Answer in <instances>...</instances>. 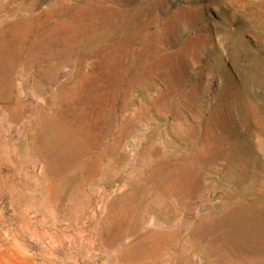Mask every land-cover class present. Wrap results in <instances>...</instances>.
<instances>
[{"label": "rangeland", "instance_id": "1", "mask_svg": "<svg viewBox=\"0 0 264 264\" xmlns=\"http://www.w3.org/2000/svg\"><path fill=\"white\" fill-rule=\"evenodd\" d=\"M247 211L264 0H0V264H264Z\"/></svg>", "mask_w": 264, "mask_h": 264}, {"label": "bare ground", "instance_id": "2", "mask_svg": "<svg viewBox=\"0 0 264 264\" xmlns=\"http://www.w3.org/2000/svg\"><path fill=\"white\" fill-rule=\"evenodd\" d=\"M122 134V133H121ZM121 134H120V136H121ZM118 137V136H117ZM123 138V137H122ZM117 139V138H116ZM121 140V139H120ZM57 143V142H56ZM115 143H116V141H115ZM63 144V143H62ZM107 144H109V142L107 143ZM121 144V143H120ZM110 145V144H109ZM109 145L108 146H106L107 147V149H108V147H109ZM114 145V144H113ZM62 146V145H61ZM115 146H116V144H115ZM106 147L104 148V150L106 149ZM113 147V146H112ZM115 148V147H114ZM119 148V147H118ZM112 149L113 148H111L110 150H111V152H113L112 151ZM84 152V151H83ZM102 152H104L103 150H102ZM110 152V151H109ZM117 152V151H116ZM107 153V152H106ZM102 154V153H101ZM105 153H103V155H104ZM108 154V153H107ZM86 155V154H85ZM78 156V155H77ZM75 159V158H74ZM70 161H72V160H70ZM69 160H68V162H70ZM74 161V160H73ZM74 164H75V162H73ZM72 164V163H71ZM214 164H216V163H214ZM214 164H212V165H214ZM68 165V164H67ZM217 165V164H216ZM75 166V165H74ZM215 166V165H214ZM215 168V167H214ZM205 171V170H204ZM204 173H206V172H204ZM212 173H213V171H212ZM223 173V172H222ZM231 173V172H230ZM218 174H220V173H218ZM207 175V174H206ZM209 176H211V175H209ZM179 177V176H178ZM222 177V176H221ZM180 178V177H179ZM176 179V178H175ZM221 179H223V178H221ZM181 181H182V179H181ZM223 181V180H222ZM179 182V181H178ZM177 183V182H176ZM142 185V184H141ZM140 185V186H141ZM145 187V186H144ZM136 188H138V187H136ZM140 188V187H139ZM138 188V189H139ZM146 188V187H145ZM168 188V187H167ZM226 188V187H225ZM249 188V187H248ZM141 189H142V187H141ZM149 189V188H148ZM229 189V188H228ZM168 190H169V188H168ZM167 190V191H168ZM171 190V189H170ZM247 191L249 190V189H246ZM143 191V190H142ZM140 192H141V190H140ZM139 192V193H140ZM155 192V191H154ZM161 192H162V189H161ZM223 192V191H222ZM229 192V191H228ZM131 193H133V191L131 192ZM164 192H162V194H163ZM145 194V193H144ZM141 195V194H140ZM147 195V194H146ZM156 195H157V193H156ZM159 195V194H158ZM236 195H238V194H236ZM139 196V195H138ZM137 196V197H138ZM233 196H235V195H233ZM127 197V196H126ZM129 197V196H128ZM136 197V198H137ZM152 197V196H151ZM147 198V197H146ZM158 198H159V196H158ZM223 198V197H222ZM155 199H156V197H155ZM131 200V199H130ZM129 200V201H130ZM148 200V199H147ZM146 200V201H147ZM157 200H159V199H157ZM162 200V199H161ZM184 200V199H183ZM133 202V201H132ZM159 202V201H158ZM145 203V202H144ZM143 203V204H144ZM163 203H164V201H163ZM187 203V202H186ZM125 204V203H124ZM123 203L121 204V205H124ZM138 204V203H137ZM136 204V205H137ZM153 204V203H152ZM152 204H150L148 207H150ZM161 204V203H160ZM159 204V205H160ZM165 204V203H164ZM127 205H130V204H127ZM127 205H126V207H127ZM145 205V204H144ZM143 205V206H144ZM154 205V204H153ZM152 205V206H153ZM158 205V206H159ZM189 205V204H188ZM241 205V204H240ZM239 205V206H240ZM246 205V204H245ZM142 206V205H141ZM164 206V205H163ZM162 206V207H163ZM187 206V205H186ZM214 206V205H213ZM146 207V206H145ZM144 207V208H145ZM166 207V206H165ZM169 207V206H168ZM238 207V206H237ZM255 207V206H254ZM137 208H139V206L137 207ZM136 208V209H137ZM154 208V207H153ZM156 208V207H155ZM154 208V209H155ZM220 208V207H219ZM228 208H230V207H228ZM242 208V207H241ZM253 208V207H252ZM118 209V208H117ZM122 209V208H121ZM142 209V208H141ZM159 209V208H158ZM167 209V208H166ZM238 209V208H237ZM235 210V211H233L232 212V214L233 215H239V214H242L240 211H238V210ZM243 209V208H242ZM247 209H250V206L248 207L247 206ZM246 208H244V210H247ZM256 210H257V208H255ZM254 209V210H255ZM119 210V209H118ZM135 210V209H134ZM143 210V209H142ZM157 210V209H156ZM204 210V209H203ZM221 210V209H220ZM232 210V209H231ZM129 211V210H128ZM164 211V210H163ZM201 211V210H200ZM222 211V210H221ZM258 211V210H257ZM120 212V211H119ZM130 212H131V210H130ZM135 212V211H134ZM244 212V211H243ZM247 212H249V211H247ZM247 212H245V213H247ZM116 213H117V211H116ZM165 213V212H164ZM210 213H211V211H210ZM252 213V214H251ZM251 213L249 212V213H247L246 215H244V216H239V217H241L239 220H237V223H235L236 225L234 226V231H232L233 232V234H235V236L237 237V239L235 240V241H237V243H239V244H242V243H251L252 244V246H254L255 248H259V247H262V246H264V237H262V235L260 234V232H258V231H261L262 229H263V227H264V220L262 221V214L261 213H259V214H255V213H253L252 211H251ZM131 214V213H130ZM217 214V213H216ZM138 215H139V213H138ZM158 215H160V214H158ZM163 214L161 213V216H162ZM223 215H225L224 213H223ZM160 216V217H161ZM164 216V215H163ZM171 216V215H170ZM168 217V216H167ZM217 217V216H216ZM134 218V217H133ZM231 218V217H230ZM163 219V218H162ZM167 218H165V220H166ZM170 219V218H169ZM218 219V218H217ZM216 219V220H217ZM226 219V218H225ZM233 220V219H232ZM235 219H234V221H236ZM161 221V220H160ZM172 221V220H171ZM184 221V220H183ZM187 221V220H186ZM203 221H205V220H203ZM224 221V220H223ZM227 221V220H226ZM229 221V220H228ZM167 222V221H166ZM165 222V223H166ZM168 222H170V221H168ZM189 222V221H188ZM187 222V223H188ZM201 222V221H200ZM219 222V221H218ZM218 222H217V224H218ZM231 222V221H230ZM183 223H186V222H183ZM190 223V222H189ZM188 223V224H189ZM133 224V223H132ZM164 224V223H163ZM196 224H197V222H196ZM226 223L224 222V224L223 225H225ZM134 225H136V224H134ZM137 225H138V223H137ZM171 225V224H170ZM183 224H181V226H182ZM187 225V224H186ZM185 225V226H186ZM199 225V224H198ZM202 225V224H201ZM222 225V226H223ZM127 226V225H126ZM166 226H167V224H166ZM208 226V225H207ZM134 227V226H133ZM137 227H139V226H137ZM172 227V226H171ZM189 227V226H188ZM170 228V227H169ZM195 228V226L193 227V229ZM196 228H197V226H196ZM218 228V227H217ZM172 229V228H171ZM182 229V228H181ZM191 229V228H190ZM189 229V230H190ZM200 229V228H199ZM205 229V228H204ZM207 229V228H206ZM205 229V230H206ZM227 229L228 228H226V231H227ZM128 230V229H127ZM132 230V229H131ZM188 230V229H187ZM186 230V231H187ZM202 230V229H201ZM209 230V229H208ZM217 230V229H216ZM225 230V229H224ZM134 231V230H133ZM178 231H181V230H178ZM178 231H174V234L175 233H177ZM183 231L184 230H182V233H183ZM229 231V230H228ZM132 232V231H131ZM136 232V231H135ZM163 232V231H162ZM190 232V231H189ZM224 232V231H223ZM229 232H231V230L229 231ZM126 233V232H125ZM124 233V234H125ZM134 233V232H133ZM160 233V232H159ZM225 233H227V232H225ZM161 234V233H160ZM178 234V233H177ZM176 234V235H177ZM193 234V233H192ZM202 234V233H201ZM164 235V234H163ZM166 235V234H165ZM183 235V234H182ZM188 235V234H187ZM190 236H194V235H191V234H189ZM188 235V236H189ZM223 235H225V234H223ZM131 236V235H130ZM187 236V239L188 238H190V237H188ZM222 236V235H221ZM169 237V236H168ZM171 237H172V235H171ZM174 237V236H173ZM177 237H180V234L177 236ZM220 237V236H219ZM137 238H139V237H137ZM165 238H167V236H165ZM195 238V237H194ZM221 238V237H220ZM174 239V238H173ZM175 239H178V238H175ZM182 239V238H181ZM187 239H185V242H187L188 243V241H186ZM193 239V238H192ZM199 239V238H198ZM204 239V238H203ZM225 239V238H224ZM234 239V238H233ZM137 240V239H136ZM135 240V241H136ZM158 240V239H157ZM167 241H168V239H167ZM169 241H171V240H169ZM181 241V240H180ZM201 241V240H200ZM226 241V240H225ZM183 242V241H182ZM181 242V243H182ZM191 242V241H190ZM193 242V241H192ZM227 242V241H226ZM138 243V242H137ZM132 244H134V243H132ZM131 244V245H132ZM140 244V243H139ZM155 244V243H154ZM190 244V243H189ZM225 244V243H224ZM156 245V244H155ZM226 245V244H225ZM224 245V246H225ZM181 246V245H180ZM132 248H133V246H131ZM136 247V246H135ZM162 247V246H161ZM220 247H222L221 245H220ZM226 247V246H225ZM230 247H236V249H235V251L237 250V247H238V245L235 243V242H233L232 243V246H230ZM184 248V247H183ZM243 248V247H242ZM159 249V248H158ZM161 249V248H160ZM185 249V248H184ZM220 249H222V248H220ZM263 249V248H262ZM134 250V249H133ZM132 250V251H133ZM152 250H153V248H152ZM178 250V249H177ZM225 250V249H224ZM234 250V249H233ZM245 250V249H244ZM126 251H127V249H126ZM141 250H139V252H140ZM179 251V250H178ZM238 251V250H237ZM241 251H243V250H241ZM255 251V250H254ZM258 251H259V249H258ZM130 252V251H129ZM160 252V251H159ZM225 252V251H224ZM252 252V251H251ZM261 253H262V251H260ZM259 252V254H261ZM126 253V252H125ZM124 253V254H125ZM134 253V252H133ZM244 253V252H243ZM250 253V252H249ZM255 253V252H254ZM154 254V253H153ZM233 254V253H232ZM240 254V253H239ZM248 254V253H247ZM258 254V255H259ZM126 255H128L129 256V254L127 253ZM135 255V254H134ZM149 255H152V254H149ZM234 255V254H233ZM232 255V256H233ZM128 256H126L127 258H128ZM131 256V255H130ZM177 256V255H176ZM251 256H252V254H251ZM247 257V256H246ZM126 258V259H127ZM233 258V257H232ZM129 259V258H128ZM131 259V258H130ZM151 259V258H150ZM155 259V258H154ZM230 259V258H229ZM246 259H248V258H246ZM245 259V260H246ZM236 260V259H235ZM131 261H132V259H131ZM131 261H130V263H131ZM151 261H153V259H151ZM237 261V260H236ZM133 262V261H132ZM134 262H135V257H134ZM225 263H226V261H225ZM235 263V262H234ZM233 263V261L232 260H229L228 262H227V264H234ZM253 264V261L252 260H246V262H243V264ZM260 263V262H259ZM237 264V263H236Z\"/></svg>", "mask_w": 264, "mask_h": 264}]
</instances>
